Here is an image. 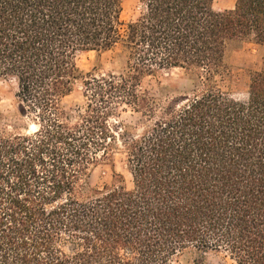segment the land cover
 Instances as JSON below:
<instances>
[{"label": "trees", "instance_id": "16d2710c", "mask_svg": "<svg viewBox=\"0 0 264 264\" xmlns=\"http://www.w3.org/2000/svg\"><path fill=\"white\" fill-rule=\"evenodd\" d=\"M123 1L0 0V82L15 80L30 121L10 132L0 109V264H171L191 248L264 264V70L244 100L215 82L231 42L264 45V0H139L128 21ZM115 49L119 70L80 68ZM174 68L202 84L143 90ZM79 80L76 115L63 100ZM128 110L135 124L120 120ZM118 154L129 180L113 169L92 187Z\"/></svg>", "mask_w": 264, "mask_h": 264}, {"label": "rangeland", "instance_id": "374dc122", "mask_svg": "<svg viewBox=\"0 0 264 264\" xmlns=\"http://www.w3.org/2000/svg\"><path fill=\"white\" fill-rule=\"evenodd\" d=\"M124 11L122 19L128 21L135 18L142 8L139 0H124ZM235 0H214L215 10L223 11L233 8ZM118 49L103 53L95 51L84 53L80 56L79 65L83 72L96 71V73L117 71L123 65V60L118 56ZM227 69L216 77L215 82L230 96L237 99L248 97V88L251 76L256 71L264 70V45L255 43L252 40L233 41L230 43L226 53ZM201 80L196 74L182 68L159 71L154 75L144 78L142 87L152 95L162 99L192 93ZM74 92L64 98L63 103L68 108H73L75 114L83 112L86 107V100L82 94L83 81L76 83ZM17 85L14 79L2 80L0 82V109L4 116V126L10 132L24 131V127L30 124L28 118L20 113L19 101L16 96ZM139 119L138 113L128 110L123 113L121 121L126 124H135ZM35 126L31 125V130ZM113 169L122 172L129 180L123 156L118 154L114 166L109 163H101L95 167L90 176L92 187L100 188L111 183ZM171 264H237L224 250H209L206 254L200 253L191 248L177 253Z\"/></svg>", "mask_w": 264, "mask_h": 264}]
</instances>
